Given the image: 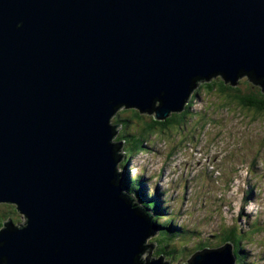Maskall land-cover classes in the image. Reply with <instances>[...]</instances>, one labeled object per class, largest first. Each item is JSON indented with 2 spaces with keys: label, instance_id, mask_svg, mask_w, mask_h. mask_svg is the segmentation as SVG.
I'll return each mask as SVG.
<instances>
[{
  "label": "water",
  "instance_id": "water-1",
  "mask_svg": "<svg viewBox=\"0 0 264 264\" xmlns=\"http://www.w3.org/2000/svg\"><path fill=\"white\" fill-rule=\"evenodd\" d=\"M246 75L264 92V0H0V203L28 221L0 231V264H168L112 118L166 121L197 82ZM188 264L236 260L226 244Z\"/></svg>",
  "mask_w": 264,
  "mask_h": 264
},
{
  "label": "rangeland",
  "instance_id": "rangeland-1",
  "mask_svg": "<svg viewBox=\"0 0 264 264\" xmlns=\"http://www.w3.org/2000/svg\"><path fill=\"white\" fill-rule=\"evenodd\" d=\"M206 83H201L196 90ZM191 106L192 114L188 115L185 123L159 132V138L158 133L148 136L143 154L133 156L128 163L123 159L119 168L127 167L131 178L142 175L144 171V179L149 182L145 193L161 194L162 206L176 210L169 212L177 214L175 221L178 228L182 226L181 221L188 230L195 229L199 235L209 236L217 244L219 239L214 237L215 234L232 227L238 230L239 227L246 234L241 243L246 252L245 262L264 264V227L260 228L264 226V114L254 116L249 111L238 109V103L225 101L217 93L205 90L194 99ZM203 113L205 116L202 118L200 115ZM140 115L145 116L144 122H150L153 118L149 114ZM127 116L128 113L119 112L112 121ZM132 127L129 125L127 132L137 133L134 130L140 128L139 122L136 121ZM120 130L116 133L117 140ZM220 154L224 155L222 159H218ZM213 155L216 156L211 159ZM251 174L256 181L250 179ZM151 184L162 189H154ZM135 185H132L134 189ZM181 187L185 193L179 192ZM190 190L195 194L194 197L190 196ZM177 197L182 198L183 204L174 199ZM154 199L157 201L156 197ZM16 207L13 203L0 204V219H6L14 209L15 213L10 217L18 225L22 220ZM242 212L246 218H241ZM11 225L12 222L8 223L6 229ZM0 229H5V224ZM178 232L183 234V231ZM155 237L149 238V244L154 245L150 255L152 259L160 250L159 244L153 241ZM180 242L177 240L174 244L177 253L164 257L168 264H187L194 250L190 253L185 250L192 247L197 250L204 243L200 239L189 242L182 249Z\"/></svg>",
  "mask_w": 264,
  "mask_h": 264
},
{
  "label": "trees",
  "instance_id": "trees-1",
  "mask_svg": "<svg viewBox=\"0 0 264 264\" xmlns=\"http://www.w3.org/2000/svg\"><path fill=\"white\" fill-rule=\"evenodd\" d=\"M244 78H245L244 80L241 78V80H239L238 83H235L237 84L235 86L231 83L225 82L223 78L220 77L214 78L211 80V82H208L200 86L198 90H193L190 97L194 101V99H196L199 95L202 94L203 90L207 91L208 93L215 92L218 95H220L225 101L229 100L234 104L238 103L239 106L238 109L242 108L245 112L249 111L253 113L254 116H259L261 114H264V92L260 82L253 75L251 76L246 75L244 76ZM197 83L200 85L199 82ZM192 100L191 101L187 100V103L186 102H185L186 104L184 103L183 107L185 108V110L172 113L166 121H159L154 117V115L149 114L153 116L152 120L150 122H144L145 116H141L140 115L141 112H139V110L129 109L125 111V114L128 113L129 116H127L125 119L114 120L116 125H122V128H124V130H122L121 128L120 130L121 132L118 137V140L115 138L116 144H118L119 141H124V148L122 149V153L120 157L121 158L124 157L126 159L125 162L129 161V159L132 158L133 156L143 152L142 150L145 147L144 144L147 142L148 136L158 133V138H159V132L163 133L171 128H175L176 126L185 123L188 115L192 114L191 105L194 103L192 102ZM159 104L161 103L160 102L155 103V105L157 106ZM141 114H146V113H141ZM204 116H205L204 113L200 115V117L202 118ZM136 121L139 122V126H140V128L138 127L134 130L137 133H128L127 128L129 127V125L131 128H133L132 126ZM206 179L208 180V178ZM203 181L205 182V180ZM125 183H126L125 184L126 187H128L127 189L130 192H131V187H130L131 184L132 185L136 184L135 189L133 188L134 191L141 190L144 192H147V188H148L147 185H149V182L146 179H144L143 175H136L134 178L130 177V181L129 178H127L125 180ZM159 197H161V194H159L158 197H156L158 203L157 205L151 202L150 203L146 202L144 203V205L147 207L149 206L154 216L158 220V224H160L161 228L163 229L161 238H159V240L158 238H156V241H158L159 243V248L162 254L167 253L172 256L173 254L177 253L178 249L174 246L177 240L181 241L180 245L182 246L183 249L189 245V242L194 243L195 241H199L200 239H203L204 243L202 245H199V249L197 248V250H200V248L203 249L208 247L217 248L227 243L232 244V246L234 247L233 249L234 256L238 261L237 264H240V262L241 264L248 263L245 262V260L247 259L246 252L242 249L243 247L241 246V243L243 242L242 239L245 238L246 234L242 230H240L239 227L238 230L235 227H232L228 230L227 229H225L224 231L222 230V232H220L219 234L218 233L215 234L214 237L216 239H219L218 243L216 244L213 241L214 239H212L209 236L202 237L201 234L199 235V232L195 231V229L194 231H190L187 229V226H181L180 228H178V225L176 224L177 222L175 221L176 214L170 213L169 215L168 213L169 210L167 207L163 206L161 212L155 207L162 205L163 199L161 201ZM249 198L251 197L249 196ZM178 200H180L182 203V198ZM14 213L15 211L14 209H12L9 214L13 215ZM240 216L241 218H246L243 216V212L240 214ZM20 219H22L21 216ZM7 220L13 223L14 218L12 219L11 217H8ZM2 224H5L4 219H0V227ZM178 230H180V232L183 231V234L182 233H180L182 235L178 234L179 233ZM195 249L196 248L192 247L190 250L187 248V250L185 251H189L190 253V251L194 250L193 252H197V250ZM141 260L144 263L146 262V259H144V257H142Z\"/></svg>",
  "mask_w": 264,
  "mask_h": 264
},
{
  "label": "clouds",
  "instance_id": "clouds-1",
  "mask_svg": "<svg viewBox=\"0 0 264 264\" xmlns=\"http://www.w3.org/2000/svg\"><path fill=\"white\" fill-rule=\"evenodd\" d=\"M218 77H220V76H216V77H214V78H218ZM242 79L244 78V77H241ZM241 78L239 79V80H241ZM213 79V78H212ZM211 79V80H212ZM239 80H238V82H239ZM225 81V80H224ZM226 82V81H225ZM237 82V83H238ZM237 85V84H236ZM198 87V86H197ZM196 87V88H197ZM196 88L194 89V90H196ZM193 92V91H192ZM192 94V93H191ZM159 106V105H158ZM157 105H155V107H158ZM134 109H136V108H134ZM126 111V109L125 108H123L122 110H120L119 112L122 114V112H125ZM146 114H149V113H146ZM114 118V117H113ZM112 118V119H113ZM112 123H114L115 124V122L114 121H112ZM118 127V129H116V133H117V131L119 130V129H121L122 128V125H117ZM115 138H116V136H115ZM115 138H114V143H116V140H115ZM119 143H122V149L124 148V141H119ZM118 143V144H119ZM144 146H146V144H144ZM145 148L146 147H144V149L142 150V151H144L145 150ZM122 149H120V154L122 153ZM139 154H143V152H141V153H139ZM138 154V155H139ZM136 156V155H135ZM122 160L123 159H125L124 157H122L121 158ZM121 160V161H122ZM121 163V162H120ZM119 163V164H120ZM126 163H128V161L126 162ZM119 164H118V168H119ZM164 167V166H163ZM127 167H122V168H119V172L118 173H121V170H123L122 171V173H123V175H122V179H121V181L122 182H125V179H123V177L125 176V174L127 175V173H129V171L126 169ZM143 175V174H142ZM127 178H129V181H130V174H128V177H126V179ZM126 184V183H125ZM130 187H131V191H132V184L130 185ZM128 188V187H127ZM126 188V189H127ZM159 189H160V187H159ZM162 189V188H161ZM144 192V191H143ZM127 194V193H126ZM155 197H158V195L155 193ZM160 198V197H159ZM185 198V197H184ZM160 200H162L161 198H160ZM150 203V202H149ZM0 204H2V203H0ZM155 205H157L158 203L157 202H155L154 203ZM158 210H160V212L162 211V205H160V206H155ZM149 215V214H148ZM170 215V214H169ZM150 216V219H151V222L155 225V226H157V227H159V232L157 231V234H156V236L157 237H155V239L153 240L154 242H157L158 243V241H156V238H158V240H159V238H161V235H162V233L161 232H163L162 230V228H161V226H160V224H158V220L156 219V217L155 216H151V215H149ZM153 218H155L156 219V221L154 222V221H152V219ZM3 219V218H2ZM5 220V229H6V219H4ZM27 223H28V221H27V217L24 215V221H22V222H20L18 225H15V227L16 228H18V229H24L26 226H27ZM180 225H182V226H186V225H183L182 223H181V221H180ZM0 231H2L1 229H0ZM153 237V236H152ZM152 237H150V239L152 238ZM150 239L148 240V243H147V241H146V246H150V244H149V242H150ZM159 244V243H158ZM175 244H176V242H175ZM159 246V245H158ZM204 250L205 249H207V248H203ZM203 249H200V250H197V253H199V252H203ZM195 253V252H194ZM158 255H163L162 254V252H161V250H159V253H158ZM164 256L166 257V258H168L169 256H171L170 254H167V253H164ZM191 260V259H190ZM187 264H188V262H187Z\"/></svg>",
  "mask_w": 264,
  "mask_h": 264
},
{
  "label": "bare ground",
  "instance_id": "bare-ground-1",
  "mask_svg": "<svg viewBox=\"0 0 264 264\" xmlns=\"http://www.w3.org/2000/svg\"><path fill=\"white\" fill-rule=\"evenodd\" d=\"M195 95V94H194ZM124 108V107H123ZM122 108V109H123ZM122 109H120V110H122ZM122 149V148H121ZM181 183V182H180ZM179 183V184H180ZM205 190V189H204ZM206 191V190H205ZM126 193L127 194H130L131 192L128 190V189H126ZM152 194V193H151ZM153 195V194H152ZM174 199H180L179 197H177V198H174ZM154 200V202H157L155 199H153ZM172 201V200H171ZM167 202V201H166ZM182 204H183V201H182ZM17 208V212H19L20 213V211H19V209H18V206L16 207ZM168 208V207H167ZM177 215V214H176ZM20 216L22 217V221H24V214H22V213H20ZM161 217V216H160ZM11 228H15V224L11 227ZM196 239V238H195ZM193 240V239H192ZM153 245V244H152ZM195 254H197V252H195L193 255H191L192 257L195 255Z\"/></svg>",
  "mask_w": 264,
  "mask_h": 264
},
{
  "label": "flooded vegetation",
  "instance_id": "flooded-vegetation-1",
  "mask_svg": "<svg viewBox=\"0 0 264 264\" xmlns=\"http://www.w3.org/2000/svg\"><path fill=\"white\" fill-rule=\"evenodd\" d=\"M129 110V109H126V111ZM133 110V109H132Z\"/></svg>",
  "mask_w": 264,
  "mask_h": 264
}]
</instances>
